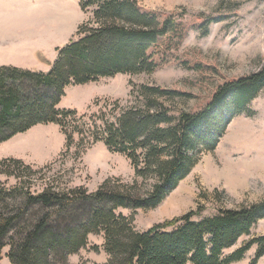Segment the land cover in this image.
Returning <instances> with one entry per match:
<instances>
[{
    "label": "trees",
    "instance_id": "1",
    "mask_svg": "<svg viewBox=\"0 0 264 264\" xmlns=\"http://www.w3.org/2000/svg\"><path fill=\"white\" fill-rule=\"evenodd\" d=\"M81 7H94L92 17L58 48L49 71L0 66V143L38 124L55 123L66 137L64 154L76 135L83 150L102 141L131 161L136 178L110 177L93 192L52 182L38 191L34 176L45 167L0 158V175L17 179L12 186L0 181V259L9 246L12 264H70L69 256L88 245L90 234L103 233L109 259L95 264H231L255 245L256 264L264 255V235L227 251L264 218V198L203 217L201 207L146 231L135 228L134 214L118 210L159 206L197 165L203 147L214 150L237 115L252 114L249 105L264 89V65L221 84L196 112L176 104L190 94L155 84L133 86L126 104L105 100L100 113L90 116L60 108L68 86L154 72L164 39L180 41L185 33L182 14L162 18L138 0H81ZM223 19L208 17L203 34Z\"/></svg>",
    "mask_w": 264,
    "mask_h": 264
},
{
    "label": "rangeland",
    "instance_id": "2",
    "mask_svg": "<svg viewBox=\"0 0 264 264\" xmlns=\"http://www.w3.org/2000/svg\"><path fill=\"white\" fill-rule=\"evenodd\" d=\"M143 9L162 18L182 14L185 33L180 41L165 38L158 66L152 73L117 74L95 82L68 86L60 108L76 109L87 116L100 113L105 100H129L133 86L159 85L188 93L177 106L196 112L210 102L216 89L227 81L249 75L264 65V0H138ZM94 7L84 11L81 0H0V62L34 71H49L58 58V48L67 45L79 27L92 17ZM208 17H224L212 23L203 34ZM100 105L96 104V101ZM252 114L237 115L214 150L202 148L200 160L156 208L133 210L135 228L146 231L155 224L203 208L201 216L218 208H237L264 198V89L250 103ZM30 130V131H29ZM0 143V157L23 156L37 173L34 190L46 183L59 187L85 186L90 192L110 177L132 182L135 170L121 153L112 152L100 141L81 149L80 136L67 154L66 137L55 123L38 124ZM63 153V154H62ZM35 162V163H34ZM48 165V167H47ZM8 186L17 179L0 175ZM140 184L142 179L139 180ZM216 192L217 195H216ZM264 235V218L227 253L254 237ZM105 236L90 234L88 245L69 256L70 264L104 263ZM2 250L0 264H12ZM257 252L253 246L245 257L231 264H252ZM190 264V263H188ZM256 264H264V255Z\"/></svg>",
    "mask_w": 264,
    "mask_h": 264
},
{
    "label": "crops",
    "instance_id": "3",
    "mask_svg": "<svg viewBox=\"0 0 264 264\" xmlns=\"http://www.w3.org/2000/svg\"><path fill=\"white\" fill-rule=\"evenodd\" d=\"M0 65H2V62H0ZM5 65H8V64H5ZM30 131V130H29ZM19 135V134H18ZM17 136V135H16ZM14 138V137H13ZM11 140V139H10ZM7 157H15V158H20V159H22V160H24V157L23 156H15V155H13V154H7V155H5V156H3V157H0V158H7ZM26 162V161H25ZM35 163V162H34Z\"/></svg>",
    "mask_w": 264,
    "mask_h": 264
}]
</instances>
